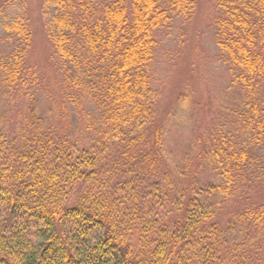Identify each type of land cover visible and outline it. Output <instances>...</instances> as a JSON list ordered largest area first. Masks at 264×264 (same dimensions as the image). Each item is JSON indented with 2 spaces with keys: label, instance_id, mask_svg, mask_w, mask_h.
Masks as SVG:
<instances>
[{
  "label": "trees",
  "instance_id": "trees-1",
  "mask_svg": "<svg viewBox=\"0 0 264 264\" xmlns=\"http://www.w3.org/2000/svg\"><path fill=\"white\" fill-rule=\"evenodd\" d=\"M214 4L240 97L198 136L190 175L169 171L152 66L158 31L197 0H43L58 71L96 115L80 111L89 136L31 105L0 120V264H264V0ZM4 28L3 82L24 91L34 31L25 14Z\"/></svg>",
  "mask_w": 264,
  "mask_h": 264
},
{
  "label": "rangeland",
  "instance_id": "rangeland-1",
  "mask_svg": "<svg viewBox=\"0 0 264 264\" xmlns=\"http://www.w3.org/2000/svg\"><path fill=\"white\" fill-rule=\"evenodd\" d=\"M0 7V58L10 46L4 22L25 14L34 31L31 62L41 70L36 72L35 81L21 87L24 91L7 86L0 72V120L16 128L22 120L25 123V111L31 105L61 129L68 130V123L72 134L92 135L82 126L80 111L92 120L96 115L94 105L86 104L80 109L74 102L77 93L64 83L58 71V58L46 33L49 16L44 14L43 0H0ZM216 12L214 0H197L191 18L175 16L157 33L152 86L158 97L159 121L164 127L163 151L170 172L182 174L188 168L189 174L193 173L195 165H190V156L198 136L208 133L213 121H226L240 97L216 43ZM70 91L73 99L67 96ZM209 179L220 180L211 170L205 174L204 182ZM234 208L231 204L225 212L231 214Z\"/></svg>",
  "mask_w": 264,
  "mask_h": 264
}]
</instances>
